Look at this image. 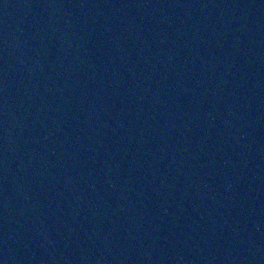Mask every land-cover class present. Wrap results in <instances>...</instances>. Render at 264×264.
Segmentation results:
<instances>
[{
  "label": "water",
  "instance_id": "95a60500",
  "mask_svg": "<svg viewBox=\"0 0 264 264\" xmlns=\"http://www.w3.org/2000/svg\"><path fill=\"white\" fill-rule=\"evenodd\" d=\"M0 264H264V0H0Z\"/></svg>",
  "mask_w": 264,
  "mask_h": 264
}]
</instances>
